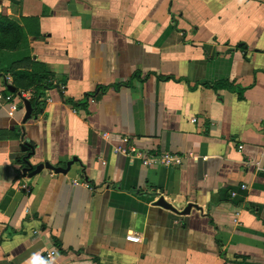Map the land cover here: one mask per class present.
<instances>
[{"label":"crops","instance_id":"obj_1","mask_svg":"<svg viewBox=\"0 0 264 264\" xmlns=\"http://www.w3.org/2000/svg\"><path fill=\"white\" fill-rule=\"evenodd\" d=\"M0 89V264H264V0H0Z\"/></svg>","mask_w":264,"mask_h":264},{"label":"built area","instance_id":"obj_2","mask_svg":"<svg viewBox=\"0 0 264 264\" xmlns=\"http://www.w3.org/2000/svg\"><path fill=\"white\" fill-rule=\"evenodd\" d=\"M10 79L9 76L5 77V80ZM30 91L20 92L18 95L13 93L3 92L0 89V108L7 106L8 110L11 112L16 111L19 108V104H23V100L29 98ZM264 125V122H263ZM241 148L242 146H238ZM120 151L126 154H134L140 157L141 163L146 167H178L182 163V156L179 154L169 153V152H159L156 154H148L143 150H137L134 146H128L121 148ZM22 188L29 190L28 185L21 184ZM130 241H139V237L133 234H127L125 237ZM54 254V250L46 252L48 257Z\"/></svg>","mask_w":264,"mask_h":264},{"label":"water","instance_id":"obj_3","mask_svg":"<svg viewBox=\"0 0 264 264\" xmlns=\"http://www.w3.org/2000/svg\"><path fill=\"white\" fill-rule=\"evenodd\" d=\"M9 89L14 91V88L11 87V86H9ZM24 106H25V109H26V114H25L24 119H27V118H29V115H30V112H31L30 102L28 100H24Z\"/></svg>","mask_w":264,"mask_h":264},{"label":"trees","instance_id":"obj_4","mask_svg":"<svg viewBox=\"0 0 264 264\" xmlns=\"http://www.w3.org/2000/svg\"><path fill=\"white\" fill-rule=\"evenodd\" d=\"M25 60H27L28 62H30V61L33 60V59H29V58H27V59H25ZM44 74H45V73H44ZM44 74H43V75H44ZM45 75H46V74H45ZM36 93L38 94V92H36ZM34 99H35V98L32 97V101H34ZM30 101H31V100H30Z\"/></svg>","mask_w":264,"mask_h":264}]
</instances>
